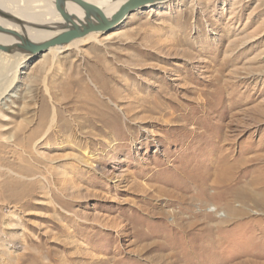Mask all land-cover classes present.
<instances>
[{"label": "rangeland", "instance_id": "obj_1", "mask_svg": "<svg viewBox=\"0 0 264 264\" xmlns=\"http://www.w3.org/2000/svg\"><path fill=\"white\" fill-rule=\"evenodd\" d=\"M129 17L0 62V264H264V0Z\"/></svg>", "mask_w": 264, "mask_h": 264}, {"label": "bare ground", "instance_id": "obj_2", "mask_svg": "<svg viewBox=\"0 0 264 264\" xmlns=\"http://www.w3.org/2000/svg\"><path fill=\"white\" fill-rule=\"evenodd\" d=\"M86 1L100 7L109 19H111V17L119 10V8L127 2V0ZM172 1L175 0H161L159 2L150 3L144 8L138 10L137 13L141 14L147 11H151L159 4L169 3ZM65 9L68 13L76 15L85 23L88 20L87 10L77 3L67 1L65 3ZM0 12L10 18L7 19V17L5 18L4 16L0 15V26L4 30L0 32V46L3 47H12L17 43H20L19 38L13 35V33L11 32L18 33L24 38V40H29L33 43L41 44L49 41L50 39L67 30L64 27L59 30H49L51 26L59 25L63 22L61 16L56 11L54 0H0ZM130 18L131 17L127 16L125 20ZM89 20H91V22L94 24L97 23V20L94 17L89 18ZM125 20L117 24L114 28L119 27L125 22ZM18 21H20L21 23H19ZM105 33L107 32H91L82 38L73 40L67 45L51 47L46 53L52 55V62H56L57 59H59L60 54L66 49L79 51L80 46L85 42H98L99 38L105 35ZM35 58L36 57H32L31 55L21 53L18 50H15L12 53H7L0 50V62L5 63L8 68L14 70L12 84L16 81L20 70L25 69L29 61ZM55 124L56 114L54 112L53 118L51 120V126L48 132L54 127Z\"/></svg>", "mask_w": 264, "mask_h": 264}, {"label": "water", "instance_id": "obj_3", "mask_svg": "<svg viewBox=\"0 0 264 264\" xmlns=\"http://www.w3.org/2000/svg\"><path fill=\"white\" fill-rule=\"evenodd\" d=\"M56 11L61 16L63 22L59 25H53L49 28V30H59L61 28H66L65 32L55 36L54 38L50 39L41 44L33 43L29 40H24L22 36H20L16 32H11L13 35L19 38L20 43H17L15 46L12 47H3L0 46V50L7 53H12L15 50L25 53L26 55H31L32 57H37L39 55H43L46 53L51 47L55 46H64L69 44L75 39L82 38L88 35L91 32L97 31H104L109 32L114 29V27L125 20L127 16L136 13L141 8H144L150 3L159 2L161 0H127V2L122 5L119 10L111 17V19L107 18L105 12L98 7L97 5L88 2L86 0H54ZM74 2L81 6H83L88 14V20L86 23L81 20L76 15L70 14L65 9L66 2ZM0 15H3L0 12ZM9 16V15H8ZM94 17L97 20V23H92L89 18ZM7 19H10L7 17ZM21 23L20 21H18ZM4 31L0 26V32Z\"/></svg>", "mask_w": 264, "mask_h": 264}]
</instances>
